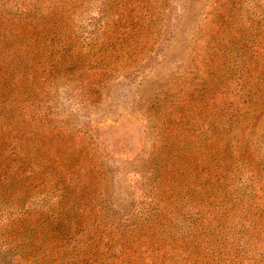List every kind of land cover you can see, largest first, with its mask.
<instances>
[{"label": "trees", "instance_id": "obj_1", "mask_svg": "<svg viewBox=\"0 0 264 264\" xmlns=\"http://www.w3.org/2000/svg\"><path fill=\"white\" fill-rule=\"evenodd\" d=\"M52 17L34 11L14 26L0 22V201L12 199L13 211H23L11 222L16 233L10 248L30 264H194L196 241L204 247L203 264L225 263L220 261L231 256V213L242 212L237 219L248 233V212H264V193L255 195L264 164L260 161L261 171L252 172L262 156L264 57L244 74L246 104L228 109L206 103L222 89L219 81L215 90L203 88L210 89L206 98L192 88L202 103L189 100L188 115L177 125L183 131L171 134L169 146L155 151L140 175L143 184L134 183L132 189L143 195L140 206L130 213L107 212L110 175L93 144L34 113L44 96L38 88L35 92L38 78L30 77L24 46L31 33L43 35V41L57 34V18ZM42 48L33 56L49 63L41 80L47 87L60 73L73 75L83 62L72 47ZM36 195L45 206L32 212L29 203ZM164 202L168 210L160 206ZM214 218L215 229L205 230Z\"/></svg>", "mask_w": 264, "mask_h": 264}, {"label": "rangeland", "instance_id": "obj_2", "mask_svg": "<svg viewBox=\"0 0 264 264\" xmlns=\"http://www.w3.org/2000/svg\"><path fill=\"white\" fill-rule=\"evenodd\" d=\"M34 11L43 16L51 12L58 26L57 34L46 41L31 33L24 46L30 77L38 78L35 92L38 88L44 96L40 111L34 113L41 112L51 126L64 124L93 144L110 175L107 212L130 213L140 206L143 195L132 189L134 183L143 184L140 175L155 151L167 142L169 146L171 134L183 131L177 125L188 115L189 100L202 103L192 88L202 90L206 98L210 89L203 88L215 90L219 81L222 89L206 103L228 109L246 104L244 74L260 66L264 57V0H0V22L7 25H16ZM42 45L58 51L72 47L83 62L77 63L73 75L60 73L62 77L47 87L41 80L49 63L33 56L43 52ZM261 130L262 156L252 172L261 171L260 161L264 164ZM256 189L255 195L264 193V176ZM35 198L29 203L32 212L45 206ZM11 202L0 203V264H30L9 245L16 233L11 222L23 212L13 211ZM160 206L168 210L167 202ZM248 213V233L237 219L242 212L231 213V256L220 264H264V212ZM216 222L214 218L205 224V230L215 229ZM193 243L191 261L205 263L203 245Z\"/></svg>", "mask_w": 264, "mask_h": 264}]
</instances>
